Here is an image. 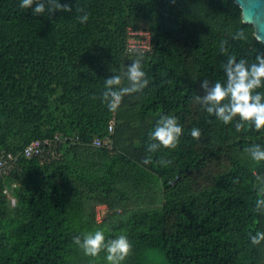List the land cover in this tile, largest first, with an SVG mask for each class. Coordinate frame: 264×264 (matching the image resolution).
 I'll return each mask as SVG.
<instances>
[{
	"label": "trees",
	"instance_id": "obj_1",
	"mask_svg": "<svg viewBox=\"0 0 264 264\" xmlns=\"http://www.w3.org/2000/svg\"><path fill=\"white\" fill-rule=\"evenodd\" d=\"M18 3L0 0V155L55 135L61 142L57 158L20 155L0 174V264H104L103 252L93 258L73 243L95 230L127 236L123 264H264V244L249 242L264 230L254 211L264 164L246 152L264 145V130L237 132L192 99L200 80L223 79L227 56L264 55L233 0H72L71 14L47 17ZM129 30L148 32L151 49L129 51ZM237 31L244 40L232 39ZM137 59L147 86L109 111L104 79L119 74L127 86L123 73ZM160 115L184 132L175 149L150 154ZM112 116L111 149L94 147Z\"/></svg>",
	"mask_w": 264,
	"mask_h": 264
},
{
	"label": "clouds",
	"instance_id": "obj_2",
	"mask_svg": "<svg viewBox=\"0 0 264 264\" xmlns=\"http://www.w3.org/2000/svg\"><path fill=\"white\" fill-rule=\"evenodd\" d=\"M18 7L39 17H47L53 12L71 14L75 9L72 0H64L63 3L61 0H19ZM78 11L83 12V9ZM76 19L80 23L86 22L87 13L77 15ZM232 39L244 40L245 34L237 31ZM221 70L222 80L209 81L205 78L199 81L200 94L192 97L194 103L223 125L232 124L237 132L242 127L254 131L264 130V55L257 53L251 60L229 55L222 63ZM123 75L128 81L127 86H121L119 74L109 75L104 79L102 101L109 111H115L124 96L140 92L148 84L138 59L126 65ZM183 132L184 129L175 116L160 115L148 133L146 151L152 154L160 149H175ZM188 134L196 139L201 133L199 128L192 127ZM246 152L254 164H264V145L251 144ZM160 163L166 165L169 161L161 160ZM255 181L257 187L254 211L264 216V173L257 174ZM249 242L252 246L264 244V230L257 229L250 235ZM73 243L85 255L93 258L103 252L104 264H123L130 249L126 235L106 238L103 230L76 236Z\"/></svg>",
	"mask_w": 264,
	"mask_h": 264
},
{
	"label": "built area",
	"instance_id": "obj_3",
	"mask_svg": "<svg viewBox=\"0 0 264 264\" xmlns=\"http://www.w3.org/2000/svg\"><path fill=\"white\" fill-rule=\"evenodd\" d=\"M145 31H133L129 30V40H128V50L129 51H138L145 52L151 49V39L150 34ZM145 38V39H144ZM144 39V40H142ZM116 125L115 116H112L108 121L107 132L108 136L101 138H94L92 145L97 148H107L111 149L112 140L110 135L113 134ZM61 142L59 135H55L51 139H43V140H33L31 141L21 152V154H13L11 152H3L0 155V174L7 173L11 171L18 160V157L21 155L24 158H38L40 161H50L51 159H55L58 156V145ZM6 193V191H5ZM7 194V193H6ZM8 195V194H7ZM11 205H15V199L9 196ZM99 212L96 213V220L99 218Z\"/></svg>",
	"mask_w": 264,
	"mask_h": 264
},
{
	"label": "water",
	"instance_id": "obj_4",
	"mask_svg": "<svg viewBox=\"0 0 264 264\" xmlns=\"http://www.w3.org/2000/svg\"><path fill=\"white\" fill-rule=\"evenodd\" d=\"M241 10L244 24L253 27L254 37L264 44V0H233Z\"/></svg>",
	"mask_w": 264,
	"mask_h": 264
},
{
	"label": "rangeland",
	"instance_id": "obj_5",
	"mask_svg": "<svg viewBox=\"0 0 264 264\" xmlns=\"http://www.w3.org/2000/svg\"><path fill=\"white\" fill-rule=\"evenodd\" d=\"M141 27H143V28H145V27H147V22H145V21H142L141 22ZM145 33V32H144ZM145 39V38H144ZM144 39H142V40H144ZM9 196V195H8ZM11 204V203H10ZM12 206H14V205H12ZM97 211L99 212V219L98 220H101L102 219V216L106 213V211H107V209H104L103 207H98L97 208Z\"/></svg>",
	"mask_w": 264,
	"mask_h": 264
},
{
	"label": "crops",
	"instance_id": "obj_6",
	"mask_svg": "<svg viewBox=\"0 0 264 264\" xmlns=\"http://www.w3.org/2000/svg\"><path fill=\"white\" fill-rule=\"evenodd\" d=\"M101 207H103L104 209H106V207L105 206H101ZM98 208V207H97ZM96 211H97V209H96Z\"/></svg>",
	"mask_w": 264,
	"mask_h": 264
}]
</instances>
